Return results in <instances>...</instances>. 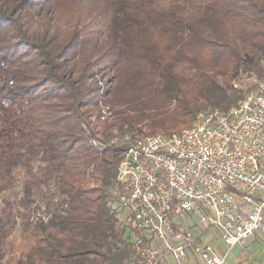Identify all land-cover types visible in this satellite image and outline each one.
I'll return each mask as SVG.
<instances>
[{
	"label": "trees",
	"instance_id": "obj_1",
	"mask_svg": "<svg viewBox=\"0 0 264 264\" xmlns=\"http://www.w3.org/2000/svg\"><path fill=\"white\" fill-rule=\"evenodd\" d=\"M263 60L264 0H0V264H137L119 139L227 110ZM52 183L67 206L33 224Z\"/></svg>",
	"mask_w": 264,
	"mask_h": 264
},
{
	"label": "built area",
	"instance_id": "obj_2",
	"mask_svg": "<svg viewBox=\"0 0 264 264\" xmlns=\"http://www.w3.org/2000/svg\"><path fill=\"white\" fill-rule=\"evenodd\" d=\"M252 77L254 87L225 111L205 109L179 130L119 139L117 203L137 233V264H228L234 245L264 236V72ZM66 206L52 183L29 207V221L48 223Z\"/></svg>",
	"mask_w": 264,
	"mask_h": 264
},
{
	"label": "crops",
	"instance_id": "obj_3",
	"mask_svg": "<svg viewBox=\"0 0 264 264\" xmlns=\"http://www.w3.org/2000/svg\"><path fill=\"white\" fill-rule=\"evenodd\" d=\"M203 239L212 243L213 239L209 235H204ZM217 251L221 253L224 245L218 243ZM228 264H264V236L255 233L246 238L242 244L234 245L226 257Z\"/></svg>",
	"mask_w": 264,
	"mask_h": 264
},
{
	"label": "rangeland",
	"instance_id": "obj_4",
	"mask_svg": "<svg viewBox=\"0 0 264 264\" xmlns=\"http://www.w3.org/2000/svg\"><path fill=\"white\" fill-rule=\"evenodd\" d=\"M97 71H99V72L96 73L95 76H97V77L95 79H97V85L100 87L98 94H101V90H105L107 87H109L110 83H109L108 78H109L110 74L103 68L102 69H95V72H97ZM252 76L253 75H241L239 77V80L237 81L238 86L244 90V94L246 92L250 91L254 87V79ZM98 100H103V98L100 97V99L98 98ZM144 133L145 134H154V133L148 132L147 130H144ZM156 133H166V132H156ZM145 134H143V135H145ZM123 220L124 219L122 218V220H121L122 224L124 223ZM135 236H137L136 231L135 230L132 231L130 224L128 223V225H126L125 229H124V237L129 239V240H132ZM14 237H15V243L18 244V242L20 241L19 225H17L15 230H14Z\"/></svg>",
	"mask_w": 264,
	"mask_h": 264
}]
</instances>
